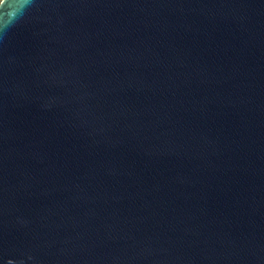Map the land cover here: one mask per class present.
I'll return each mask as SVG.
<instances>
[{"label": "water", "instance_id": "obj_1", "mask_svg": "<svg viewBox=\"0 0 264 264\" xmlns=\"http://www.w3.org/2000/svg\"><path fill=\"white\" fill-rule=\"evenodd\" d=\"M0 264H264V0H0Z\"/></svg>", "mask_w": 264, "mask_h": 264}]
</instances>
